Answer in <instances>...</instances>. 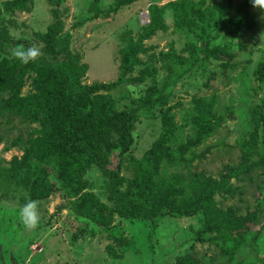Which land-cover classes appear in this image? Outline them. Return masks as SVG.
Masks as SVG:
<instances>
[{
	"label": "trees",
	"instance_id": "obj_1",
	"mask_svg": "<svg viewBox=\"0 0 264 264\" xmlns=\"http://www.w3.org/2000/svg\"><path fill=\"white\" fill-rule=\"evenodd\" d=\"M62 1L47 0L48 23L17 37L10 33V26L17 25L13 17L17 12L29 13L34 0H6L0 5V117L8 122L17 118L28 125L26 133L10 140L0 132L4 152H22L7 167L0 166L2 196L20 193L22 203L31 199L40 204L62 193L70 212L92 222L115 246L127 242L115 224L116 215L146 228L142 227L145 235L137 238L141 245L147 242V228L153 231L164 219L197 217L194 243L213 246L231 264H264V251H255L258 255L252 256L264 231V56L251 72L250 89L259 90L262 97L246 112L247 131L239 143L238 163L225 165L217 178L194 170L192 163L217 146L199 152L226 120L218 109V97L214 92L194 94L189 109L176 101V87L183 79L193 78L198 71L206 72L209 79L225 77L238 67V53H250L252 43L242 42L257 27L250 0H221L211 6L205 0L150 4L148 24L137 32L128 29L116 39L117 80L92 84L84 82L88 65L72 50L70 32L63 31L68 8ZM99 1L89 5L92 15L84 20L100 16ZM142 1L115 0L104 14ZM167 13L172 18L173 34L183 36L184 45L177 50L169 44L167 51L156 52L143 42L157 33H167ZM223 31L224 39L216 44L215 35ZM34 43L43 53L37 61L24 65L12 58L16 46ZM210 62L217 63L213 70H209ZM161 73L164 75L158 79ZM27 84L29 91L23 95ZM240 84L241 90L249 89V83L242 79ZM131 86L141 87L139 97L129 90ZM177 108L183 113V125L176 122ZM140 117L158 119L160 134L137 159L132 153L133 132ZM187 126L191 133L184 136ZM92 173L98 176L111 204L102 203L94 193L89 179ZM246 180L258 192L254 211L242 215L235 207L221 208L215 197L242 196L243 187L234 182ZM252 225L258 230L253 232ZM242 245L249 253L236 257ZM214 259L197 252L183 253L175 264H216Z\"/></svg>",
	"mask_w": 264,
	"mask_h": 264
},
{
	"label": "rangeland",
	"instance_id": "obj_2",
	"mask_svg": "<svg viewBox=\"0 0 264 264\" xmlns=\"http://www.w3.org/2000/svg\"><path fill=\"white\" fill-rule=\"evenodd\" d=\"M3 1L6 0H0V5ZM46 1L34 0L29 13H15L13 19L17 25L10 26L11 35L14 37L26 36V34L41 29V25L44 27L50 20ZM169 1L175 0H143L141 4H136L131 8L123 7L116 13L104 14V10L110 9L115 4V0H100L98 6L103 12L98 18L88 21L84 19L91 17L92 14L89 13L88 8L95 0H63L62 6L68 8V12L63 15V31L70 32L72 50L81 54L83 62L88 65L84 82L86 84L109 83L117 80L118 46L116 39H121L122 33L128 29L137 32L140 26L148 24V6L150 4L162 6ZM220 1L205 0V4L211 6L220 3ZM252 11L257 14V27L242 39L243 43H252L250 53H238V57L235 59L238 63L236 70L228 71L225 77L219 75L213 79H209L206 72L198 71L193 78L183 79L176 87V101L182 103L183 109L191 107L190 97L194 94L205 96L214 92L218 97V109L221 114H224L226 120L217 133L209 137L199 147V152L214 144L217 146L206 152L205 158L192 163L194 170L204 171L213 178H217L218 173L225 165L238 163L239 143L247 131L246 112L251 104L257 103L262 97L259 90L250 89V86L253 85L252 69L255 63L263 59L264 56V19H261L262 13L258 9L252 7ZM166 22L169 26L167 33H157L151 39L144 41L145 47L152 46L156 52L167 51L169 44H173L177 50L183 48L184 37L173 34L172 18L168 13ZM223 33L225 31L215 35L216 44L224 39V37L222 38ZM215 66L217 63L210 62L209 70H213ZM241 74H243L241 76L243 78H240ZM163 75L164 73H161L158 79H162ZM241 79L246 84L249 83L248 90H241ZM206 82L209 85L208 88L203 87ZM139 89H141L140 86L129 88L135 97H139L137 93ZM28 91L27 84L23 89V95ZM228 108H230L229 112ZM175 111L176 122L183 125L182 111L180 108ZM0 120L3 121L0 132L8 140L19 133H26L28 128V125L20 123L17 118H13L10 122L1 117ZM31 127L35 126L31 125ZM183 133L184 136L190 134V126L185 127ZM159 134L158 119L140 117L133 132V155L137 159L141 158ZM3 148L4 143L0 144L1 167H7L14 156L22 155V152L17 149L4 152ZM112 161L115 162V159ZM123 175L126 176L129 173L124 172ZM51 179L53 180V177ZM89 179L93 191L100 201L107 205L111 204L107 201L98 176L92 173ZM234 184L243 187V195L226 200L216 196L215 200L219 206L223 209L228 206L235 207L242 215L247 211L253 212L258 197L255 186L248 180L243 183L234 182ZM19 197L20 193L10 192L6 196H2L0 193V264H175L177 256L194 252H197L198 256L215 257L216 264H231L228 258L220 255L213 246L192 241V234L198 228L197 217L181 220L166 218L153 231L147 228L149 231L148 237H146L147 242H143L141 245L137 238L145 235V230H143L145 227L137 223L138 221L126 220L116 215L115 224L120 227L127 242L124 246H115L92 222L72 214L66 207L67 200L62 193L51 195L46 202H41L39 210L42 219L39 227L33 231L25 230L18 216L19 209L24 205ZM251 229L255 232L258 230V226L252 225ZM192 244L194 245L192 246ZM252 251V256L258 255L255 251L260 253L264 251V231ZM248 253L249 248L242 245L236 257H246Z\"/></svg>",
	"mask_w": 264,
	"mask_h": 264
},
{
	"label": "clouds",
	"instance_id": "obj_3",
	"mask_svg": "<svg viewBox=\"0 0 264 264\" xmlns=\"http://www.w3.org/2000/svg\"><path fill=\"white\" fill-rule=\"evenodd\" d=\"M250 3L254 9H258L262 13L261 19H264V0H250ZM42 55L43 53L40 51L39 46L35 43L30 47L18 45L11 53L12 58L19 60L21 64L24 65L37 61L42 57ZM18 216L25 230H36L42 219V215L39 210V202L29 199L19 209Z\"/></svg>",
	"mask_w": 264,
	"mask_h": 264
}]
</instances>
